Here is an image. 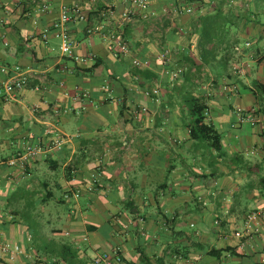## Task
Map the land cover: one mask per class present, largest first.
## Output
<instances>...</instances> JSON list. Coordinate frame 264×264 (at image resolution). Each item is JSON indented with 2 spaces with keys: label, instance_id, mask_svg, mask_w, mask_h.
Masks as SVG:
<instances>
[{
  "label": "crops",
  "instance_id": "obj_1",
  "mask_svg": "<svg viewBox=\"0 0 264 264\" xmlns=\"http://www.w3.org/2000/svg\"><path fill=\"white\" fill-rule=\"evenodd\" d=\"M204 1L149 0L117 30L97 10L121 13L131 0H53L46 11L35 0H0L8 41L0 39V81L3 66L31 74L0 107V248L21 249L13 259L0 250V264H90L114 250L125 264H264V214L249 217L264 213V0H227L226 12L243 17L209 64L198 18L220 1ZM77 3L82 14L68 25L74 55L63 56L61 40L42 33ZM175 3L194 12L173 17ZM111 31L129 41V56H119ZM247 40L236 55L234 44ZM164 48L169 63L159 59ZM133 56L149 64L137 69ZM178 65L189 70L171 82L167 69ZM156 86L159 103L144 94ZM189 94L209 107L225 157L191 138ZM141 106L149 111L136 112ZM252 108L256 121L238 119Z\"/></svg>",
  "mask_w": 264,
  "mask_h": 264
},
{
  "label": "built area",
  "instance_id": "obj_2",
  "mask_svg": "<svg viewBox=\"0 0 264 264\" xmlns=\"http://www.w3.org/2000/svg\"><path fill=\"white\" fill-rule=\"evenodd\" d=\"M53 0H35L38 4V8L41 11H46ZM133 7L128 10H124L121 13H118L114 6H108L106 8L98 9V13L101 18H103L109 25H113L117 30H123L127 22H129L136 14H139L140 11L145 10L149 0H131ZM194 12V6H181V4L175 3L169 10L168 13L173 14V17H179L182 14H192ZM82 14V5L79 3L63 6L60 16L52 23V26L43 30V37L47 38L50 34L59 38L61 40L59 45V50L63 56H73V41L69 34V23L75 20L78 16ZM144 19L150 18V14L145 12L142 14ZM5 17L0 15V39L4 44H8L6 39V33L4 30L5 26ZM106 37L110 38L118 47V54L120 57H127L131 54V47L129 41L124 38L116 36L115 32H110ZM251 45L250 41L247 40L243 43H235L233 46L234 52L236 55L242 54L243 51L249 48ZM164 63H169L173 60L172 50L169 48H164L159 55ZM132 64L137 69H142L143 67L149 64L147 59H141L137 56L132 57ZM233 71H238V67L234 65L232 67ZM2 70L8 74V77L0 81V107L3 104L10 103L14 101L18 93L23 90L29 83L31 74L29 70L23 69L18 64L3 66ZM193 72L197 71V68L194 67L191 69ZM188 71L187 66L178 65L173 69H167V73L171 82L176 81L182 78ZM200 79H197V82ZM104 90L107 92V99H114L115 96L111 91L109 83H106L103 86ZM144 94L152 99L154 102L159 103L161 101L162 90L160 86L149 87L144 90ZM148 112L149 109L147 106H141L136 112ZM238 116L240 121L252 120L256 121L258 119V110L252 108L250 110H238ZM57 145H62V138L57 137L55 139ZM134 142V138H129L126 145V149H130L131 145ZM264 149V145L262 146ZM38 150L37 146L28 147L26 156H31L36 153ZM99 173L93 174V177L96 181ZM206 204V202H203ZM262 214V211H255L249 215L250 219H257ZM218 223L219 220H216ZM2 253H10V257L13 259L14 253H18L21 249L19 245H12L11 243H4L0 248ZM125 260L119 250L114 251H102L96 253L90 261V264H125Z\"/></svg>",
  "mask_w": 264,
  "mask_h": 264
},
{
  "label": "trees",
  "instance_id": "obj_3",
  "mask_svg": "<svg viewBox=\"0 0 264 264\" xmlns=\"http://www.w3.org/2000/svg\"><path fill=\"white\" fill-rule=\"evenodd\" d=\"M228 4H230L229 1ZM224 5V2H221L215 7L214 12L198 18L200 26V56L204 64L211 63L216 56L218 45L224 43L227 31L243 17L242 10H237L230 14L226 10L231 9V4L228 5L229 8L226 10ZM246 11L247 9L244 10V12ZM185 101L191 118L188 122L191 138L201 143H207L210 149H214L217 152L216 155L218 157H225L227 153L224 151L222 135L208 120L209 107L207 104L192 94L186 95Z\"/></svg>",
  "mask_w": 264,
  "mask_h": 264
},
{
  "label": "rangeland",
  "instance_id": "obj_4",
  "mask_svg": "<svg viewBox=\"0 0 264 264\" xmlns=\"http://www.w3.org/2000/svg\"><path fill=\"white\" fill-rule=\"evenodd\" d=\"M208 1H210V2H208ZM208 1H204V2L207 3V4H211L212 1H216V0H208ZM218 1H220V3H221V2H224V4H225L224 6H225L226 9L229 8V6L226 4V3H227V0H224V1H223V0H218ZM247 1L249 2V0H247ZM248 2H247V4H248ZM214 4L217 6L219 3H217V1H216V2H214ZM240 4H241V6L243 5L242 3H240ZM213 6H214V5H213ZM248 6H249V5H248ZM233 7H234V6H233ZM233 7L231 6V9H232ZM244 7H245V5H244ZM246 9H248V8L246 7L245 10H246ZM235 10H237V9L235 8ZM203 77H204V76H203ZM201 81H202V80H201Z\"/></svg>",
  "mask_w": 264,
  "mask_h": 264
}]
</instances>
